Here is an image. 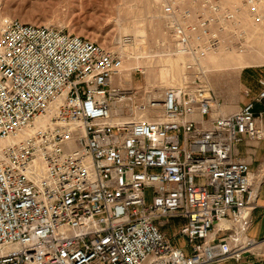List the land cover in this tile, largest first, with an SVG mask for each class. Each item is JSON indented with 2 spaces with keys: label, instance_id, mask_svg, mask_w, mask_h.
Segmentation results:
<instances>
[{
  "label": "built area",
  "instance_id": "obj_1",
  "mask_svg": "<svg viewBox=\"0 0 264 264\" xmlns=\"http://www.w3.org/2000/svg\"><path fill=\"white\" fill-rule=\"evenodd\" d=\"M197 4L164 0L184 76L156 94L114 86L125 63L116 51L55 27L6 24L0 144L12 142L0 149V264H224L254 252L259 188L237 151L264 140V87L219 113L203 62L225 33L244 34L240 13ZM247 7L261 23L259 0ZM172 219L185 221L189 253L161 231Z\"/></svg>",
  "mask_w": 264,
  "mask_h": 264
},
{
  "label": "rangeland",
  "instance_id": "obj_2",
  "mask_svg": "<svg viewBox=\"0 0 264 264\" xmlns=\"http://www.w3.org/2000/svg\"><path fill=\"white\" fill-rule=\"evenodd\" d=\"M175 1L181 7H194L193 0ZM220 1L225 8L239 11L237 27L244 33L235 38L225 33L221 51L203 62L205 81L220 103L219 113L227 116L250 101L247 92L255 98L264 87V0H259L261 23L249 14L248 0ZM163 3L164 0H0V34L10 20L63 29L124 56V74L120 75L124 90L140 92L149 88L156 94L159 89L179 85L184 76L185 59L170 53ZM204 12L209 14L207 9ZM128 39L130 43L125 46ZM231 55L235 57L229 58ZM246 60L251 64L240 67ZM120 76L115 79L116 87L121 84ZM124 112L131 115L128 109Z\"/></svg>",
  "mask_w": 264,
  "mask_h": 264
},
{
  "label": "crops",
  "instance_id": "obj_3",
  "mask_svg": "<svg viewBox=\"0 0 264 264\" xmlns=\"http://www.w3.org/2000/svg\"><path fill=\"white\" fill-rule=\"evenodd\" d=\"M262 109V107H258V111ZM237 157L250 166L255 175V183L259 188L257 208L252 214V226L248 232L249 238L257 242L258 246L241 262L229 261L224 264H264V140L260 142L246 141L239 145ZM184 223L185 221L182 219H172L161 228V231L173 245L189 253L186 241L178 237L179 230Z\"/></svg>",
  "mask_w": 264,
  "mask_h": 264
},
{
  "label": "bare ground",
  "instance_id": "obj_4",
  "mask_svg": "<svg viewBox=\"0 0 264 264\" xmlns=\"http://www.w3.org/2000/svg\"><path fill=\"white\" fill-rule=\"evenodd\" d=\"M261 15V14H260ZM262 17V16H261ZM255 24V23H254ZM255 25H257V24H255ZM129 43H130V41H128ZM124 45L125 46H128L129 44H127L126 42L124 43ZM223 47V46H222ZM125 49V48H124ZM124 49H121V51L123 52V50ZM221 51V48L220 49H218V50H216V51H214V52H212V53H210L205 59H204V61H206V59L210 56V55H213V54H216V53H218V52H220ZM236 54H238V53H236ZM225 57V56H224ZM230 57H235L234 55H231V56H229V58ZM226 62L228 61V60H225ZM232 62V61H231ZM125 64V63H124ZM251 63L250 62H248L247 60L246 61H244V62H241L240 63V67H245V66H248V65H250ZM124 67V66H123ZM122 73L124 74V70L122 69ZM124 76V75H123ZM183 79V78H182ZM182 79H181V81H182ZM121 84H120V87H122L123 86V83H124V81H123V77H121L120 76V80H118ZM180 81V82H181ZM162 90V89H161ZM121 109V108H120ZM118 113H119V110L117 111ZM222 114H224V113H222ZM12 141H5V142H1V144H0V149H1V147H5V146H7L9 143H11Z\"/></svg>",
  "mask_w": 264,
  "mask_h": 264
}]
</instances>
